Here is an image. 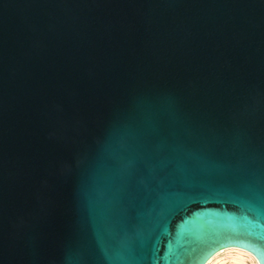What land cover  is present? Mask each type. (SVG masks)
<instances>
[{"label":"water","instance_id":"1","mask_svg":"<svg viewBox=\"0 0 264 264\" xmlns=\"http://www.w3.org/2000/svg\"><path fill=\"white\" fill-rule=\"evenodd\" d=\"M228 248L264 264V0H0V264Z\"/></svg>","mask_w":264,"mask_h":264},{"label":"bare ground","instance_id":"2","mask_svg":"<svg viewBox=\"0 0 264 264\" xmlns=\"http://www.w3.org/2000/svg\"><path fill=\"white\" fill-rule=\"evenodd\" d=\"M224 256L225 258L221 257ZM226 259L228 261H226ZM206 264H259L248 251L240 248H228L213 255Z\"/></svg>","mask_w":264,"mask_h":264},{"label":"snow or ice","instance_id":"3","mask_svg":"<svg viewBox=\"0 0 264 264\" xmlns=\"http://www.w3.org/2000/svg\"><path fill=\"white\" fill-rule=\"evenodd\" d=\"M132 147H133L132 142H126V143H124V144L121 145V148H122L124 151H129V150L132 149ZM120 175L123 176L124 173H123V172H120ZM207 187H208V192H209V194H212V195L219 194V191H218V189L216 188V185H215L214 182H213V183H210ZM101 191H102V190H101Z\"/></svg>","mask_w":264,"mask_h":264},{"label":"rangeland","instance_id":"4","mask_svg":"<svg viewBox=\"0 0 264 264\" xmlns=\"http://www.w3.org/2000/svg\"><path fill=\"white\" fill-rule=\"evenodd\" d=\"M222 258H225V257H224V256H222V257H221V259H222ZM226 261H228V260L226 259Z\"/></svg>","mask_w":264,"mask_h":264}]
</instances>
